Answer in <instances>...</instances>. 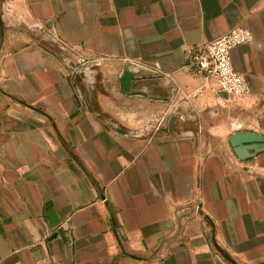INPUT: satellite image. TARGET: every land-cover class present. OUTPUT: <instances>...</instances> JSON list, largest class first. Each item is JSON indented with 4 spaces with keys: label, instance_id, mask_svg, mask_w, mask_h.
Instances as JSON below:
<instances>
[{
    "label": "crops",
    "instance_id": "1",
    "mask_svg": "<svg viewBox=\"0 0 264 264\" xmlns=\"http://www.w3.org/2000/svg\"><path fill=\"white\" fill-rule=\"evenodd\" d=\"M236 27L246 99L194 63ZM247 132L264 137V0H0V264H264V152L230 143Z\"/></svg>",
    "mask_w": 264,
    "mask_h": 264
},
{
    "label": "built area",
    "instance_id": "2",
    "mask_svg": "<svg viewBox=\"0 0 264 264\" xmlns=\"http://www.w3.org/2000/svg\"><path fill=\"white\" fill-rule=\"evenodd\" d=\"M253 40V33L249 29L236 27L227 35L203 45L194 54L197 73L205 80L215 79L221 92L232 98H248L251 95L248 79L235 70L232 51Z\"/></svg>",
    "mask_w": 264,
    "mask_h": 264
},
{
    "label": "water",
    "instance_id": "3",
    "mask_svg": "<svg viewBox=\"0 0 264 264\" xmlns=\"http://www.w3.org/2000/svg\"><path fill=\"white\" fill-rule=\"evenodd\" d=\"M145 68L134 65L132 63L127 64V70L125 71L122 82L126 93H137L139 91L131 90L132 84L143 79L142 72ZM230 143L238 156L242 161L256 157L259 153L264 152V137L258 136L254 133H236L230 139Z\"/></svg>",
    "mask_w": 264,
    "mask_h": 264
},
{
    "label": "rangeland",
    "instance_id": "4",
    "mask_svg": "<svg viewBox=\"0 0 264 264\" xmlns=\"http://www.w3.org/2000/svg\"><path fill=\"white\" fill-rule=\"evenodd\" d=\"M62 52L64 53L63 50ZM128 63L137 65V63H134L132 61H127L126 64ZM73 65L72 67L76 69L75 77H77L78 79V85L86 86V87H98L101 85L100 75L97 72L98 62H92L86 65V63L77 61V62H74ZM85 72H88V73L86 74ZM98 92L99 90L97 91V89L96 90L93 89L92 93L89 96V100L90 101L96 100L97 96H99Z\"/></svg>",
    "mask_w": 264,
    "mask_h": 264
}]
</instances>
